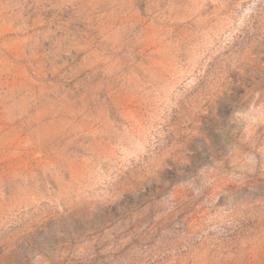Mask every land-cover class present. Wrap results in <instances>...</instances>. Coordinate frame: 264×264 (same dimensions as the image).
Wrapping results in <instances>:
<instances>
[{
	"label": "rangeland",
	"instance_id": "obj_1",
	"mask_svg": "<svg viewBox=\"0 0 264 264\" xmlns=\"http://www.w3.org/2000/svg\"><path fill=\"white\" fill-rule=\"evenodd\" d=\"M0 264H264V0H0Z\"/></svg>",
	"mask_w": 264,
	"mask_h": 264
}]
</instances>
